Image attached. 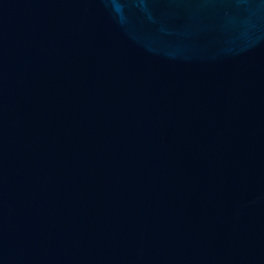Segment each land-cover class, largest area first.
<instances>
[{"label": "water", "instance_id": "1", "mask_svg": "<svg viewBox=\"0 0 264 264\" xmlns=\"http://www.w3.org/2000/svg\"><path fill=\"white\" fill-rule=\"evenodd\" d=\"M0 264H264V0H0Z\"/></svg>", "mask_w": 264, "mask_h": 264}]
</instances>
